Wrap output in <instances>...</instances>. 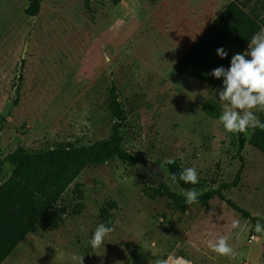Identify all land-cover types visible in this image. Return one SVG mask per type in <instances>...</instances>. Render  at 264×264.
<instances>
[{"label": "rangeland", "instance_id": "obj_1", "mask_svg": "<svg viewBox=\"0 0 264 264\" xmlns=\"http://www.w3.org/2000/svg\"><path fill=\"white\" fill-rule=\"evenodd\" d=\"M0 0V157L18 145L44 151L56 143L88 145L107 139L114 123L110 88L116 87L126 120L123 147L138 157L87 166L65 191L59 206L64 222L39 232L22 259L39 264H264V230L212 199L176 211L168 198H150L147 187L166 185L193 197L222 182L224 191L264 221V154L246 144L237 156L238 135L264 109V30L249 57L256 68L238 63L241 94L209 87L173 70L185 50L206 33L230 0ZM263 10L264 0H241ZM220 105L221 119L207 115L208 100ZM9 105L8 114L1 116ZM251 131H245L248 139ZM177 161L199 183L183 190L168 175ZM152 166L153 170H148ZM0 181L9 174L5 164ZM142 169H146L145 173ZM82 184L84 207L73 192ZM117 202L114 225L104 231L99 208ZM35 235V234H34Z\"/></svg>", "mask_w": 264, "mask_h": 264}, {"label": "trees", "instance_id": "obj_2", "mask_svg": "<svg viewBox=\"0 0 264 264\" xmlns=\"http://www.w3.org/2000/svg\"><path fill=\"white\" fill-rule=\"evenodd\" d=\"M40 4L41 0H32L25 10L26 15H37ZM262 30L264 5L263 10L258 13L255 8L247 10L241 0H230L211 22L206 33L173 64V70L209 87H221L229 94L240 95L241 79L237 75L236 65L242 63L250 68L257 67V62L248 53ZM109 105L115 120L107 139L88 145L60 142L44 151H29L23 145H18L5 157H0V171L5 164L11 166L8 176L0 181V264L28 234L37 235L40 231L54 232L60 229L66 211L59 206V201L87 166L103 165L116 158L130 166H137L138 157L123 147L120 131L126 115L118 100L114 83L110 88ZM203 110L210 117H222L220 105L214 100H208L203 105ZM257 116L249 118L239 132L236 154L241 163L243 157L240 154L246 144L264 154V109ZM248 130L251 135L246 139L244 133ZM243 169L242 163L233 181L222 182L217 188L208 189L193 197L179 195L166 185L147 187L146 194L150 198L157 195L168 198L173 209L181 213L190 203L204 207L216 198L249 220L253 226L264 230V221L251 215L224 194V191L238 186ZM168 175L183 190H191L199 183L198 179H191L177 161L168 164ZM81 187V183L74 185L73 192L78 202L72 209L73 215L80 214L84 207ZM116 208L117 202L114 200L106 201L99 208L100 224L104 231L113 227V210Z\"/></svg>", "mask_w": 264, "mask_h": 264}, {"label": "crops", "instance_id": "obj_3", "mask_svg": "<svg viewBox=\"0 0 264 264\" xmlns=\"http://www.w3.org/2000/svg\"><path fill=\"white\" fill-rule=\"evenodd\" d=\"M219 15V14H218ZM217 15V16H218ZM216 16V17H217ZM215 17V18H216ZM214 18V19H215ZM201 35H199L200 37ZM198 37V38H199ZM197 38V39H198ZM196 39V40H197ZM195 40V41H196ZM194 41V42H195ZM193 42V43H194ZM192 43V44H193ZM191 44V45H192ZM190 47V46H189ZM188 47V48H189ZM187 48V49H188ZM186 49V50H187ZM185 50V51H186ZM180 59V58H179ZM178 59V60H179ZM177 60V61H178ZM42 240V238L40 239V237H38L37 235H34V234H28L18 245L17 247L12 251V253L10 255H8V257L1 263V264H39V262H36V261H26V260H23L22 257L23 255L25 254L26 252V248L29 246V244L31 243L32 246L38 242H40Z\"/></svg>", "mask_w": 264, "mask_h": 264}, {"label": "water", "instance_id": "obj_4", "mask_svg": "<svg viewBox=\"0 0 264 264\" xmlns=\"http://www.w3.org/2000/svg\"><path fill=\"white\" fill-rule=\"evenodd\" d=\"M8 108H9V105H7V106L2 110V112H1V116H2V117L7 116V114H8ZM137 165H138V163H137Z\"/></svg>", "mask_w": 264, "mask_h": 264}, {"label": "flooded vegetation", "instance_id": "obj_5", "mask_svg": "<svg viewBox=\"0 0 264 264\" xmlns=\"http://www.w3.org/2000/svg\"><path fill=\"white\" fill-rule=\"evenodd\" d=\"M145 173H147V172H149V171H147L146 169H142ZM148 170H153V167L152 166H150V167H148Z\"/></svg>", "mask_w": 264, "mask_h": 264}]
</instances>
